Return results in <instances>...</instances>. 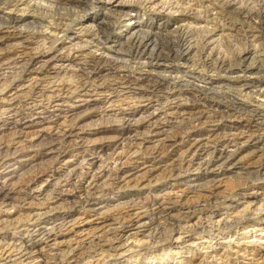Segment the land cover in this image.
<instances>
[{"label": "bare ground", "instance_id": "bare-ground-1", "mask_svg": "<svg viewBox=\"0 0 264 264\" xmlns=\"http://www.w3.org/2000/svg\"><path fill=\"white\" fill-rule=\"evenodd\" d=\"M245 1L215 2L230 14L248 17L252 9L247 8ZM182 3L184 6L168 1L165 10H170L166 14L164 6H160V10L148 7L140 14L136 4L125 0L117 6H113L110 0H0V13L7 16V21L3 23L2 17L1 23L15 30L8 35L20 36L27 40V45H32L28 53L23 51L22 54H14L15 58L8 56L0 59V95L8 89L5 94L14 93L9 101L25 96L32 100L28 103L31 106L29 110L47 111L51 108L57 112L49 113L42 119L44 122L63 114L62 126L68 124L73 128L86 113L100 115L105 111L98 113L101 108H117L113 110L114 119L105 124L118 125L120 137H115L121 142L126 140L123 136L135 125L134 128L145 125L146 134L157 132L154 137L161 133L163 137L156 139L154 149L144 153L151 155L152 159H161L171 145H183V133L185 138L194 136L187 133V128H193V131L198 128L199 132L204 124L226 117L244 119L247 123L239 131L236 130L238 132L219 134L216 131L204 140L198 136V139L188 140L184 145L186 149H183L189 157L186 165L181 167L174 164L176 168L171 167L163 176V179L168 178L173 183H168V188L167 182L154 187L157 196L163 186L168 189L160 197V207L157 204L159 209L154 208V204L156 206L159 202L142 204L132 200L143 187L141 182L115 188L113 183L95 184L94 181L83 188L81 196L84 197L74 205L83 209L82 214L91 213L95 220H101L96 225L92 219H87L89 216L80 221L78 217L73 218L78 213L72 209L74 205L65 199L42 213H18L17 219L10 223H6L7 218H4L3 224L12 232L8 234L10 238L7 241L0 234V264H193L189 261L199 252L204 258H216L219 251L226 256L232 255L234 248H237V253L251 249L264 261V253H261L258 244L243 238L230 239L264 225V102L258 100L260 97L264 99V66L254 65L258 55L253 48L242 51L244 56L252 55L251 62L245 64L246 57L243 56L237 67L221 70L223 74L216 72L218 74L207 75L205 72V75L199 71L201 68L197 71L198 68L188 66L187 55L192 47L190 38L194 28L185 29L177 25L168 30L165 19L168 15L175 21V13L185 15V11H192L189 1L183 0ZM172 9L175 11L171 12ZM125 20L130 21L124 24V33L115 32V26ZM205 22L209 23L208 20ZM37 25H42L40 30H35ZM211 31L208 30L203 37L208 39L207 34ZM71 35L75 37L70 39ZM168 37H173L171 44L163 43L162 40ZM6 47L13 51L17 45L9 44ZM169 72H174V75ZM24 79H28L26 85L22 81ZM222 83L238 84L235 87L232 85L237 96L231 103L217 97ZM0 99L5 100V97ZM73 100L82 103L85 109L69 118V113H74L78 107ZM91 103V107H88ZM11 105L0 110V116L11 112ZM160 123L163 124L162 128L168 129L151 130L152 126ZM191 123L192 127L189 126ZM4 125H0V146L6 137ZM11 125L9 135H19L22 129H17L18 121L14 119ZM80 127L84 128V125ZM54 128H60V124ZM59 130L55 131V138L48 139L49 144H54L48 149L57 152V157L71 147V139L65 142L63 137L66 133ZM144 132L136 131V134ZM44 136L49 137L47 133H41L39 137ZM145 140L146 136L136 145H142ZM166 141L170 144L165 145ZM158 145L159 149L156 148ZM3 149L0 148V167L13 160L18 166L25 164L19 156L8 158L10 152L7 146ZM138 150L135 147L133 152ZM99 156L96 169L104 164L102 155ZM84 160L82 158L79 164ZM100 172L96 182L109 178L108 171L102 169ZM38 177H29L26 181L31 189L41 184ZM161 179L159 175H154L144 187H150ZM221 179L225 181L223 190L213 189L216 183L223 182ZM55 184L51 185V191ZM174 185L180 189L173 191ZM257 186L258 189L262 188L261 192L256 190L250 196L245 194L247 188L254 190ZM3 188L1 184L0 206L10 202ZM122 188L130 192L122 190L120 193L118 189ZM114 189L117 192L114 193ZM123 208L124 213L114 214ZM82 222L86 228L78 229V233L75 225ZM250 227L252 229H248ZM214 238L217 240L212 243ZM197 239L202 240L197 242ZM200 248L205 251L202 252Z\"/></svg>", "mask_w": 264, "mask_h": 264}, {"label": "rangeland", "instance_id": "rangeland-1", "mask_svg": "<svg viewBox=\"0 0 264 264\" xmlns=\"http://www.w3.org/2000/svg\"><path fill=\"white\" fill-rule=\"evenodd\" d=\"M104 1L106 2L107 0H104ZM121 1H124V0H110V2H113V6H117ZM125 1H128V3L136 4V6L140 8V12H141L140 14H142L145 9L148 10V7L153 10H157V9L160 10V8L164 6L163 10H165V8L168 5V1L170 0H149V1L148 0H125ZM182 1L183 0H171V3H174V4L178 3L180 6L181 5L184 6ZM184 1L185 2L189 1V4H192L190 5L192 11H189V12L185 11L184 12L185 15H179L178 12L175 13V16H174L176 18L175 21H173V17L171 18V16H168V15L167 17H165V19L168 21V25H169L168 30L170 29L172 30L177 25H182L183 27H185V29H188L187 27H190V28H194L195 30L191 32L192 33L191 38H194V39L190 38V41L192 40L191 41L192 47L189 50V54L187 55V58H189L188 66H192V68H195V69L198 68L197 71L201 68L199 71H202V73L204 72V74L206 72L207 75H210L212 73L213 74H218V73L223 74L224 71H221V70H226L225 68L228 69V67L232 68V67L238 66L237 64H239L240 58L241 57L243 58L244 56L242 51L249 50V49L252 50V48L254 49L255 52L257 51L256 55H258L257 58L254 59V62H256L254 65L258 64V66H264V0H251V1L246 0L245 1V4L247 3L246 4L247 8L252 9V11L250 10V12L248 10V12L250 13L248 14V17H242V16L228 13L226 9L221 7L219 3L215 2L216 0H184ZM147 10L145 12H147ZM169 10L170 9H166L164 14L168 13ZM197 10H199V12H196ZM256 10L258 11L259 14H261L260 16L256 12ZM173 11H175V9H172L171 12ZM2 17H3L2 19L3 23L7 21V16L0 13V25L3 27V28L0 27L1 28L0 29V59H2L3 57L6 58L8 56L9 57L13 56L12 58H15L14 54L17 53L16 55H19V54H22L23 51L28 53L31 50L30 48H32L31 47L32 45H27L28 43L26 42L27 40L22 39V37L20 36L16 37V36H11L12 34L8 35V33H12V32L14 33L15 30L12 28L4 27L6 25L1 23ZM206 20L209 21L208 24H206L205 22ZM129 21L130 20H125L121 22L119 25H116L114 31L118 33H122V32L124 33L125 31L124 29L126 28L124 24L125 25L128 24ZM41 26L42 25H39V26L37 25V27L35 26L36 27L35 30H37V28L38 30H40ZM130 26L131 24L128 25V27ZM208 30H212V31L207 34L208 39H206L205 37H203V35L206 34ZM246 33H248L247 34L248 36L247 35L244 36ZM22 36H25V35L23 34ZM13 37L14 38L16 37V38L14 39ZM73 37L75 36L71 35L70 39H72ZM84 39L85 38H82V40ZM172 40H173V37H168V38H164L162 41L165 44H171ZM196 40L199 42H197ZM67 41L68 39L66 40V42ZM76 41L78 40H74L73 42H76ZM195 41L198 44L195 43ZM9 44L17 45L16 50H13V51L12 49L8 50L6 45H9ZM56 45L58 46V43ZM96 54H100V52H97ZM198 55H200V57H198ZM247 56L249 58L250 57L252 58V55L247 54ZM247 56L246 55L244 56L246 57L245 59L246 62L244 61L245 64L252 61L251 58L249 59ZM203 61H204V64H203ZM169 73L174 75V72L173 73L169 72ZM169 73L167 74L169 75ZM52 75H55V74H52ZM22 81L25 83V85L28 83V79L27 80L24 79ZM229 85H225L224 83H222L219 85L220 86L219 89L217 88L218 89L217 97H219L218 99H222L223 101H226V103H231V101L232 100L234 101L237 96V94L235 93L236 89L234 87L238 86V84H229ZM7 90L8 89H6L3 92V94H5ZM223 90H225V92ZM3 94L0 95V97L4 96L5 100L0 99V108H1L0 110L5 109L7 107L6 105H9V104H13L14 106L11 105V109H10L12 110L11 112L0 116V125L2 123L5 124L3 127V130H4L3 133H5L6 135V137H4L5 142L0 146V148L4 150L3 149L4 146H7L8 152H10V155H9L10 157L8 158H14V157L19 156V159L25 162L24 165L18 166V164H14L15 160H13L12 162L11 161L6 162L7 165L5 164L3 167H0V186L1 184H2V187L4 186L3 190L7 192L8 194L7 197H9L10 199L9 200L10 202L7 201L6 203L0 206V210H1L0 221L1 219L3 220L4 218H7L8 222L6 223H10V221L16 220L18 217V213L26 214L27 212H31V214H36V213H42L44 211H47L51 209L52 207L63 203L64 202L63 199L67 200L68 203H71L72 205H74L76 202L80 200V198L84 197V195L81 196V194L83 193V188L85 189L86 186H88L90 183L94 181H95L94 182L95 184H102L103 182L105 183L110 182V183H113L112 185L115 188L118 186H124V185L131 186L135 183L141 182L142 183L141 187L142 186L143 187L140 188L135 193L136 195L132 197V200H136L137 203H142V204L144 203L153 204L155 202H159V203H156V206L154 204V208L159 209L158 205L161 204L160 203L161 202L160 199L162 198L161 196L165 194L164 192H168V189H165V186H163L158 196L156 194L158 192H155L154 189L156 187H160V185L163 182H167L166 187L168 188L169 184H172L173 182L168 178L163 179V176H166L167 173L169 172V169L171 167H175L176 164H180L181 167L182 166L184 167L186 165V163L188 162L187 160H189V157L187 155L188 153H184L183 151L186 149V146L184 145L188 142V140L191 141L192 138L194 139L197 136L201 137L200 139L203 138L202 140H204L205 138H207V135H211L215 133L216 131L219 134L220 133L221 134L222 133L231 134L234 131L238 132L239 129H242V127H244L247 124L244 121V119H238L236 117H226L223 119L218 118L219 119L218 121H215L212 123L208 122L204 124L202 130L201 131L199 130V132H198V128H195L194 131H193V128H189V129L187 128L188 130L187 133L191 135L194 134V136H189L185 138V134L183 133L182 136L185 139L183 142L184 143L183 145L182 144L180 145V143L171 145V147L169 146L168 149L166 148L167 149L165 150L166 154L162 155L161 159L160 158L152 159L151 155L149 156L148 154H144V153H147V152L149 153L151 150L154 149L153 145H155L154 143L157 142L158 140L157 138L161 139L163 137L161 133H160V136L158 134L157 135L158 137H154L157 132L156 133L151 132V134L150 133L146 134L144 132V130L147 129L145 128V125L143 126L137 125V128H134L136 127L135 125L129 129L128 131L129 133H126L123 136L124 138H126V140L121 142V140L118 139V137H120L118 136V133H119L118 125L105 124L107 123V121L114 119L113 110L116 111L117 108H110V107L109 108L105 107V109L101 108V110H99L98 113H100L103 110L105 111L103 114H100V115L97 113H86V115L83 118L76 121L77 122L76 126L80 124V126L84 125V128L80 126L78 127L73 126L72 128L68 124L66 125L63 124L62 126V124L60 123L62 122L63 114L60 117L55 115L52 120H46L45 121L46 123H45L42 119L47 117L49 113H53L54 110H52L51 108L47 109V111L46 110L42 111L40 109L29 110L28 107H31V106L28 103H31L32 101L30 100L29 97L24 96V97L15 99L13 101H9V99L13 96L14 93H7L5 95ZM223 96H225V98ZM237 98L246 100V98H242V97H237ZM33 100H36V97H33ZM227 100H230V102H227ZM258 100H260V102H264V99L262 97H260ZM74 102L76 103L78 107L75 109V111H73L74 113L72 112H70L71 114L69 113L68 116H71L69 118H72L73 114H76L77 112L82 111V108L85 109V106L83 107V105H81L82 103L80 104L77 101H74ZM91 105L92 103L89 104L88 107H91ZM15 110L17 111L16 113H15ZM44 112H47V113H44ZM56 113L57 112H54V114ZM14 119L18 121L17 129L21 128L22 130L19 135L11 137L9 134L12 131L11 123L12 121H14ZM200 122H204V120H201ZM59 124H60L61 130H59L60 128L55 129L54 127L56 125L59 126ZM50 126L51 128H49ZM162 126L163 124L160 123V125L152 126L151 130L155 129L157 131H160V130L168 129L167 127L162 128ZM189 126L192 127L193 124L191 123ZM47 130L48 132H46ZM58 130L60 132L63 131L62 133H66L65 135L66 138L63 137L64 138L63 140L65 142L67 141L68 143V141L71 139L70 140L71 147H69L66 150V153H63L61 157L58 156L59 158L55 156L57 152L55 151L51 152L48 149L49 146L54 145V144L53 145L49 144L48 139L50 137L55 138L56 136L55 131L58 132ZM49 131L52 134L53 133L54 134L51 135ZM69 131L72 133H70ZM136 131H139V132L141 131L144 133L136 134ZM33 133H35L34 136L32 135ZM41 133H47L49 137L48 136H44L45 138L39 137ZM115 136H118V137H115ZM144 136H146L147 140H145V142H143L142 145L137 146L136 144ZM9 139H11V141H8ZM71 141H74L75 143ZM169 144L170 142L166 141L165 145H169ZM64 146L66 147L68 145L64 144ZM135 147H138L139 150L134 153L133 151L135 150ZM157 147L159 149V145L156 146V148ZM162 147L163 146H160V148ZM13 151L15 152L14 154H13ZM68 151L70 152L68 153ZM97 155H100V156L102 155L101 160L104 161V164L102 165L100 169H96L99 165ZM82 158H84L85 160L83 161L82 164H79ZM115 159H118V160L114 162ZM102 169L109 172V178H105L104 181L101 179L102 181L100 180L99 182H96L99 179L98 178L99 172ZM150 174L153 176L159 175L162 179L159 181L160 183L156 182L158 184L152 183L150 187L148 186L144 187V185L147 184L148 181L151 180V178L153 177ZM33 176L34 177L39 176L38 178L41 179L40 180L41 184H39L37 188L31 189L29 187V184H27L26 181L28 180L29 177L31 178ZM221 180L223 181V179ZM54 183L56 184L53 186V190L51 191V185ZM224 183L225 181L221 183H216L215 184L216 186L214 185L213 189L223 190ZM249 186L250 185L246 187H249ZM173 187H174L173 191H175L174 190L175 188H177L176 190L180 189V187L178 188L176 187V185H174ZM247 189L245 192L247 196H250L252 192H255L256 190L258 192H261L262 190V188L258 189V186L255 187L254 190H247ZM118 190L119 191L121 190L120 193H122V190L125 193L130 192V191H126V189H123V188L118 189ZM262 191L264 192V190ZM113 192L114 193L117 192V189H114ZM239 192L241 193V191H238V193ZM237 197H241V196H237ZM72 209H74L75 213H78V214H74L73 216V218L78 217L79 218L78 221L83 220L85 217L89 216L90 218H87V219L88 220L92 219L95 225L96 223L101 222V220H95V218L91 216L92 215L91 213L82 214L83 209L79 208L78 205H74V208ZM118 212L124 213L125 208L115 211L114 214H118ZM3 222L5 223V219L4 221H1L0 223L1 224L0 228L5 225L3 227L4 229L0 230V234H3V236H5L4 239H6L7 241L10 238V237L8 238V234H10L12 230H7L6 229L7 225L3 224ZM84 226H85V223L82 222V223H79L78 225H75V229L76 230L85 229L86 227ZM248 229H252V227ZM78 233H80V230H78ZM241 238H243V240L252 241L258 244L259 247H261V253L262 252L264 253V225L258 226V228L256 227V230L249 231L246 234H237L236 236H232L230 239H232V241L233 240L235 241V239L237 240ZM201 240L197 239V242ZM216 240L217 238L212 239V243L215 242ZM199 250H201L202 252L205 251V249H201V248ZM232 251H233V253L231 252L232 255H228V256H226V254H223V251H219L218 252L219 255L216 256V258L208 257V256H207L208 258H204L203 255H201L202 253L199 252L189 262L193 264H196L198 262H200V264H262L264 263V261H262V259L260 258L261 255L256 256V253H253L251 249L240 250V252L237 253V248H234ZM243 252H245V254H243ZM234 254H237V255H234ZM136 263L137 262H134L133 264H136ZM186 264H189V263H186Z\"/></svg>", "mask_w": 264, "mask_h": 264}]
</instances>
